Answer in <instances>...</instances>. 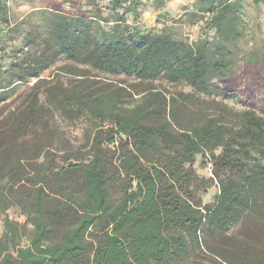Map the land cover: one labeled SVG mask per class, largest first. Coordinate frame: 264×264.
<instances>
[{
    "label": "trees",
    "instance_id": "obj_1",
    "mask_svg": "<svg viewBox=\"0 0 264 264\" xmlns=\"http://www.w3.org/2000/svg\"><path fill=\"white\" fill-rule=\"evenodd\" d=\"M142 1L14 22L0 0V103L35 80L0 112V264H264V38L246 16L264 0H196L195 42L138 25Z\"/></svg>",
    "mask_w": 264,
    "mask_h": 264
},
{
    "label": "rangeland",
    "instance_id": "obj_2",
    "mask_svg": "<svg viewBox=\"0 0 264 264\" xmlns=\"http://www.w3.org/2000/svg\"><path fill=\"white\" fill-rule=\"evenodd\" d=\"M10 11L13 17V21L17 22L25 18L27 15L38 11L44 10L48 5V0H7ZM252 2V0H248ZM196 0H168L165 8L157 9L152 2L148 0H143L139 7L140 18L138 20V25L142 28L151 31V32H161L162 30H168L170 34L173 35L174 38L178 40H185L188 42H195L202 36L201 32V24L193 25L189 19V16L193 12V6ZM65 8H70V3L65 4ZM85 9H87L85 7ZM249 16L252 23L256 20H259L262 26V37L264 38V3L260 5L258 9L250 8L246 14ZM129 22L134 25L135 22L133 20L132 15L128 17ZM247 41H251L248 40ZM247 41L242 43V47L247 49L249 48V44ZM68 64L67 61H60L55 66L45 71L42 74L43 78H51L53 75L61 72V68ZM92 75L100 76V79H105L109 82H114L116 84H122L121 82L131 83L133 82L130 79H126L124 77H110L102 74H97L93 72ZM35 83V80H32L30 83L20 86L14 95L5 103H0V112H6L10 109V106L15 103V100L22 99L25 94L29 91L30 87ZM123 85V84H122ZM159 88H168L171 92L179 91V90H187L186 87L177 86L172 87L171 85L165 83H158ZM233 106L240 108L238 102H231ZM62 129L67 133H77L72 131L69 127H67L63 122H61ZM203 159L201 157L198 158L197 169L199 174L202 177L208 178L210 176V172L208 168L202 166ZM218 189L213 187L209 190L208 194L204 196L205 202H211L214 199V196L217 194ZM9 216L12 220L17 221L21 224L26 222V217L22 215V213L13 208L9 211ZM4 216H0V236L4 234Z\"/></svg>",
    "mask_w": 264,
    "mask_h": 264
}]
</instances>
